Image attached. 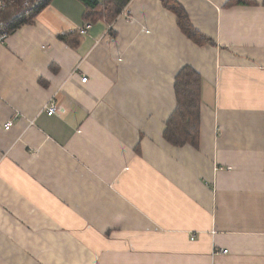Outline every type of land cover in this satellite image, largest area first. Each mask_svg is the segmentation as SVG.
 <instances>
[{
	"label": "crops",
	"instance_id": "0c3cea01",
	"mask_svg": "<svg viewBox=\"0 0 264 264\" xmlns=\"http://www.w3.org/2000/svg\"><path fill=\"white\" fill-rule=\"evenodd\" d=\"M176 1L210 42L52 0L0 43V264H264V0ZM185 65L197 147L162 135Z\"/></svg>",
	"mask_w": 264,
	"mask_h": 264
},
{
	"label": "trees",
	"instance_id": "16d2710c",
	"mask_svg": "<svg viewBox=\"0 0 264 264\" xmlns=\"http://www.w3.org/2000/svg\"><path fill=\"white\" fill-rule=\"evenodd\" d=\"M52 0H6L0 10L7 32L10 34L23 25L30 24ZM84 8V20L111 22L129 0H78ZM162 5L176 16L180 30L194 43L210 42L190 23L182 5L176 0H160ZM256 4L254 0H229L226 5ZM71 44V43H70ZM201 76L191 66H183L174 78L176 106L167 119L163 138L169 144L180 147L186 144L197 147L200 132Z\"/></svg>",
	"mask_w": 264,
	"mask_h": 264
},
{
	"label": "built area",
	"instance_id": "2783aa9c",
	"mask_svg": "<svg viewBox=\"0 0 264 264\" xmlns=\"http://www.w3.org/2000/svg\"><path fill=\"white\" fill-rule=\"evenodd\" d=\"M5 2H6V0H0V10L5 7ZM88 27H89V24L86 25V28H88ZM8 36H9V33L7 32V30L5 28L4 22H3V20L0 19V43L4 42L8 38ZM86 79H87V77H82L81 81L85 82ZM56 109L57 108L53 103H49L46 107V112L48 115H51L54 112H56ZM11 124H12V122L10 120L7 121L4 125V128L5 129L10 128ZM219 252L220 253H226L227 250L226 249H221V250L219 249Z\"/></svg>",
	"mask_w": 264,
	"mask_h": 264
}]
</instances>
